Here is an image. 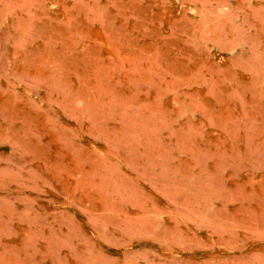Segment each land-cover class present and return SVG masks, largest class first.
<instances>
[{
  "label": "rangeland",
  "instance_id": "374dc122",
  "mask_svg": "<svg viewBox=\"0 0 264 264\" xmlns=\"http://www.w3.org/2000/svg\"><path fill=\"white\" fill-rule=\"evenodd\" d=\"M0 264H264V0H0Z\"/></svg>",
  "mask_w": 264,
  "mask_h": 264
}]
</instances>
